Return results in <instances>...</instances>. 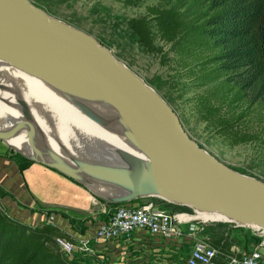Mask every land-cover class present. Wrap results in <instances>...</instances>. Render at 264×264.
Masks as SVG:
<instances>
[{
  "label": "bare ground",
  "instance_id": "bare-ground-1",
  "mask_svg": "<svg viewBox=\"0 0 264 264\" xmlns=\"http://www.w3.org/2000/svg\"><path fill=\"white\" fill-rule=\"evenodd\" d=\"M3 96H9L12 108ZM0 132L23 156L89 178L88 186L81 181L103 199L129 195L128 183L138 177L156 182L121 109L56 44L36 36L0 33ZM107 163L111 167L103 166ZM189 217L230 228L220 214Z\"/></svg>",
  "mask_w": 264,
  "mask_h": 264
},
{
  "label": "water",
  "instance_id": "water-1",
  "mask_svg": "<svg viewBox=\"0 0 264 264\" xmlns=\"http://www.w3.org/2000/svg\"><path fill=\"white\" fill-rule=\"evenodd\" d=\"M0 33L36 36L56 44L88 82L127 117L156 182L135 178L128 183L129 195L101 198L103 202L155 197L194 211L220 214L239 227L264 229V184L235 172L201 149L162 98L94 38L51 18L28 0H0ZM4 137L0 132V141ZM23 157L75 180L62 167Z\"/></svg>",
  "mask_w": 264,
  "mask_h": 264
},
{
  "label": "rangeland",
  "instance_id": "rangeland-1",
  "mask_svg": "<svg viewBox=\"0 0 264 264\" xmlns=\"http://www.w3.org/2000/svg\"><path fill=\"white\" fill-rule=\"evenodd\" d=\"M28 1L51 18L88 34L101 46L104 45L102 42L105 43L103 47L107 48L116 60L162 98L174 112L187 135L201 149L226 167L264 184V111L242 102H232L222 91H218V85L200 87L195 80L187 79V68L192 67L198 71L201 68L200 60L182 61L170 46L165 45L157 36L151 22L152 17L147 11L148 7L166 5L169 0ZM141 17H146L150 22L156 49L153 52L147 51L129 28L130 20ZM7 101L11 106L12 102L8 99ZM24 118L26 115L22 112L20 120H24L21 122L25 125L28 120ZM223 120L231 126L224 128L221 123ZM245 139L249 141L239 143ZM7 143L8 141L1 140L0 148L22 155L7 146ZM103 166L111 167L108 163ZM102 171L104 174H110V170ZM92 193L95 195V192ZM101 197H95V200L102 203ZM155 203L167 211L175 209L169 202L159 198H156ZM223 229L229 231V237L236 242L241 252L247 251L245 247L248 243H253L243 230H233L227 223L210 224L204 233L207 238L213 240L218 238V232Z\"/></svg>",
  "mask_w": 264,
  "mask_h": 264
},
{
  "label": "trees",
  "instance_id": "trees-1",
  "mask_svg": "<svg viewBox=\"0 0 264 264\" xmlns=\"http://www.w3.org/2000/svg\"><path fill=\"white\" fill-rule=\"evenodd\" d=\"M147 11L157 36L182 61L200 60L198 71L187 68L188 80L200 87L218 85V91L232 102L264 111V0H169ZM128 25L147 51L156 50L146 17L132 19ZM221 123L224 128L231 126L226 120ZM173 206L174 211L188 210ZM235 230L246 233L243 228ZM218 233L211 240L214 246L224 250L237 246L229 231ZM56 237L69 239L54 226L28 227L0 209V264H67L69 259L55 245ZM247 237L253 242L245 244L249 251L256 242Z\"/></svg>",
  "mask_w": 264,
  "mask_h": 264
},
{
  "label": "built area",
  "instance_id": "built-area-1",
  "mask_svg": "<svg viewBox=\"0 0 264 264\" xmlns=\"http://www.w3.org/2000/svg\"><path fill=\"white\" fill-rule=\"evenodd\" d=\"M155 202V197H145L119 204L98 203L99 209L92 213L91 236L56 237L55 245L69 259L67 264H264L263 228L229 223L231 229L246 230L256 243L247 252L236 245L224 250L204 233L213 223L190 219L198 211L180 205L176 206L188 210L167 211ZM155 244L175 247L177 260H133L139 250L148 255L145 251Z\"/></svg>",
  "mask_w": 264,
  "mask_h": 264
},
{
  "label": "crops",
  "instance_id": "crops-1",
  "mask_svg": "<svg viewBox=\"0 0 264 264\" xmlns=\"http://www.w3.org/2000/svg\"><path fill=\"white\" fill-rule=\"evenodd\" d=\"M74 178L0 148V209L10 219L28 227L50 225L77 239L91 236L92 213L99 202H95L92 190L87 187V178L81 179L87 186ZM145 253L148 255L139 250L133 260H177L172 245H150Z\"/></svg>",
  "mask_w": 264,
  "mask_h": 264
}]
</instances>
